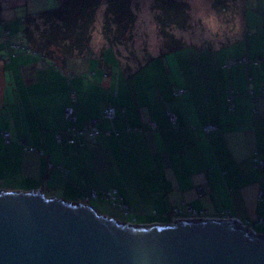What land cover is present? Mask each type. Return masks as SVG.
Instances as JSON below:
<instances>
[{
	"label": "crops",
	"instance_id": "1",
	"mask_svg": "<svg viewBox=\"0 0 264 264\" xmlns=\"http://www.w3.org/2000/svg\"><path fill=\"white\" fill-rule=\"evenodd\" d=\"M2 36L0 130L10 141L0 135V187L107 201L121 210L118 220L138 224L168 222L175 204L210 215L227 209L264 232L257 222L264 219V162H256L264 160V0H246L241 30L230 41L183 43L135 67L121 63L113 45L61 64L15 48L24 36ZM179 87L184 91L175 95ZM68 105L74 122L65 117ZM109 105L111 118L103 115ZM93 119L95 137L87 131ZM203 124L217 127L206 132ZM112 188L125 208L84 197Z\"/></svg>",
	"mask_w": 264,
	"mask_h": 264
},
{
	"label": "water",
	"instance_id": "2",
	"mask_svg": "<svg viewBox=\"0 0 264 264\" xmlns=\"http://www.w3.org/2000/svg\"><path fill=\"white\" fill-rule=\"evenodd\" d=\"M0 264H264V232L236 218L120 221L40 189L0 187Z\"/></svg>",
	"mask_w": 264,
	"mask_h": 264
},
{
	"label": "rangeland",
	"instance_id": "3",
	"mask_svg": "<svg viewBox=\"0 0 264 264\" xmlns=\"http://www.w3.org/2000/svg\"><path fill=\"white\" fill-rule=\"evenodd\" d=\"M188 22L185 27L170 26L168 31L177 37L181 43H193L199 46H218L233 39L242 27V7L246 0H186ZM60 0H0V14L3 11L5 19L0 17V30L6 27L10 36L20 40L23 36V16L36 13L39 10L52 8L60 4ZM106 1L102 0L95 15L93 30L89 45L91 50L99 51L108 46V41L102 30L105 18ZM131 8L136 13L135 21L122 37V40L112 44L118 52L120 62L135 67L148 56L161 53L165 48L164 43L169 36L162 34L156 13L159 11L156 0H131ZM0 22V23H2ZM0 35V41L3 36ZM16 35V36H15ZM9 38V36H8ZM13 39V40H14ZM25 42L27 43L26 39ZM10 48L14 49L10 40ZM34 48V45L30 43ZM189 47V46H187ZM5 48V47H4ZM110 48H112L110 46ZM5 48V53L7 54ZM8 55V54H7ZM10 56V55H9ZM118 60V58L115 56ZM116 63L118 64V61ZM72 201V200H70ZM91 204L101 213L106 212L116 219L121 215V210L112 207L107 201L91 200ZM123 221V220H122ZM125 221V220H124Z\"/></svg>",
	"mask_w": 264,
	"mask_h": 264
},
{
	"label": "trees",
	"instance_id": "4",
	"mask_svg": "<svg viewBox=\"0 0 264 264\" xmlns=\"http://www.w3.org/2000/svg\"><path fill=\"white\" fill-rule=\"evenodd\" d=\"M105 1L106 15L102 22V30L109 42L108 45H112L122 40L135 21L136 13L131 8V0ZM101 2L102 0H61L60 4L55 7L24 15L22 34L27 43L23 44L25 48L19 49L37 51L44 57L61 64L71 58L92 52L89 42L96 10ZM156 2L159 9L155 15L156 20L163 31L162 34L169 36L162 52L176 49L183 43L165 29L172 25L180 28L186 26L188 22L187 1L156 0ZM2 32L7 36L11 34L8 28ZM30 43L34 45V48ZM120 197L117 193L115 201L119 205L112 202L110 198L107 199L112 205L125 208ZM97 198H101V193Z\"/></svg>",
	"mask_w": 264,
	"mask_h": 264
},
{
	"label": "built area",
	"instance_id": "5",
	"mask_svg": "<svg viewBox=\"0 0 264 264\" xmlns=\"http://www.w3.org/2000/svg\"><path fill=\"white\" fill-rule=\"evenodd\" d=\"M13 46L17 49L19 48H25V46L22 43L19 42H13ZM241 60H245V58H241ZM236 59H230L229 63L235 62ZM228 63V64H229ZM184 91V88L179 87L177 89H175L173 91V93L175 95H179ZM260 93L264 92V85H262L259 89ZM228 98L229 100L232 99V95L228 94ZM72 101L75 100V97L73 96V98L71 99ZM232 106V104H231ZM252 111L253 112H257V104L255 101V98L253 99V103H252ZM115 113L114 107L109 105L107 107H105L104 109V113L103 115L105 117L111 118ZM169 118L171 121V124L175 127L177 125V115L174 112L169 111ZM65 117L69 120H71L72 122L76 121V114H75V110L74 107L72 105H68L66 106L65 109ZM150 125L152 128L156 127V122L155 121H150ZM217 127V125L215 124H203V129L206 132L211 131L212 129H215ZM87 131L89 133L90 136L95 137L99 130L97 128V120L93 119L92 123L89 124V126L87 127ZM69 129L73 131L74 134H77L79 132L82 131V129H78L74 126H69ZM0 135L3 137V139L6 142L10 141V133L7 130H0ZM57 138L59 139V135L57 136ZM70 142L74 141L73 138L69 139ZM24 148L28 149V150H32L33 147L29 146L26 143H23ZM256 162L258 164H262L264 162V160L256 158ZM59 167V166H58ZM60 170H64L61 166L59 167ZM85 199L87 200L88 198L92 197V198H97L98 194L95 192V190H91L89 193L85 194ZM116 197H117V191L115 189H108V190H104L103 193L101 194V198H110L112 200V202H114L115 204L119 205L118 202H116ZM123 206V205H122ZM170 220L169 221H174V218L176 217H215V218H236L238 219L243 225L247 226L249 224H247L243 219H241L240 217H237L235 215H233L229 210L227 209H223L219 212H216L214 215H210L207 213V211L203 210V209H197L194 208L190 205H182V204H175L170 212ZM258 223H264V219L263 218H258L257 219ZM250 226V225H249ZM252 227V226H251ZM253 228V227H252ZM255 231H257L255 229Z\"/></svg>",
	"mask_w": 264,
	"mask_h": 264
}]
</instances>
